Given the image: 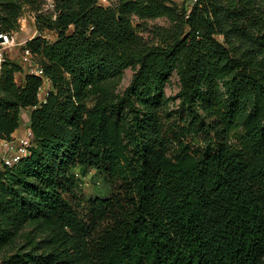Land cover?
I'll return each instance as SVG.
<instances>
[{
    "label": "trees",
    "instance_id": "1",
    "mask_svg": "<svg viewBox=\"0 0 264 264\" xmlns=\"http://www.w3.org/2000/svg\"><path fill=\"white\" fill-rule=\"evenodd\" d=\"M26 10L50 89L3 62L0 136L30 109L33 137L0 170V264H264V0H0V34ZM75 169L110 196L86 200Z\"/></svg>",
    "mask_w": 264,
    "mask_h": 264
},
{
    "label": "rangeland",
    "instance_id": "2",
    "mask_svg": "<svg viewBox=\"0 0 264 264\" xmlns=\"http://www.w3.org/2000/svg\"><path fill=\"white\" fill-rule=\"evenodd\" d=\"M119 0H109L112 4L117 3ZM171 4L177 5L179 8H190L194 3L193 0H169ZM20 28L17 31L12 32V35L15 38V44L8 48L6 51L7 58L12 62L21 65L23 68V73L26 72L25 66L21 61V50L22 44L24 42L29 41L30 39L37 37L40 33L36 30L35 27V13L26 10L23 16L19 20ZM135 26L138 25V22L134 23ZM169 22L165 18L157 19L154 21L147 22L143 29L141 30V34L147 38L152 39L153 28L156 26H168ZM50 41L53 42L56 38V34H49ZM134 74V70L128 68L124 71L123 79L118 87V93L122 94L128 85L131 82L132 76ZM22 80V76L19 74L17 76V81L20 83ZM50 84H46L41 94V98H44L46 92L49 90ZM180 90V81L176 71H173L169 77L168 84L166 85L165 93L167 97L170 99V109L176 110L179 104L178 92ZM29 118H30V110H23L21 117V125L25 128H29ZM75 174L80 182V193L85 197L86 200H91L95 198H106L111 194V185L105 179L104 175L101 173H97L94 169H90L86 172V174L81 173L79 169H75Z\"/></svg>",
    "mask_w": 264,
    "mask_h": 264
},
{
    "label": "built area",
    "instance_id": "3",
    "mask_svg": "<svg viewBox=\"0 0 264 264\" xmlns=\"http://www.w3.org/2000/svg\"><path fill=\"white\" fill-rule=\"evenodd\" d=\"M196 2L197 0H193ZM56 0H42V12L54 13ZM100 3L110 5L109 0H100ZM56 17V16H54ZM45 38H49L48 33H44ZM15 38L12 35L0 34V71L2 64L7 58L6 51L15 44ZM21 61L26 68V72L44 79V87L49 83L45 78L42 68L35 62L31 50L27 47L26 42L22 44ZM44 87L41 90L43 93ZM43 101L44 99L41 98ZM12 134L10 139L0 136V170L10 168L20 163L28 154L32 142V131L22 125Z\"/></svg>",
    "mask_w": 264,
    "mask_h": 264
},
{
    "label": "crops",
    "instance_id": "4",
    "mask_svg": "<svg viewBox=\"0 0 264 264\" xmlns=\"http://www.w3.org/2000/svg\"><path fill=\"white\" fill-rule=\"evenodd\" d=\"M48 85V84H47ZM50 89V88H49ZM46 91V90H45ZM47 93V92H46ZM44 98H45V96H44ZM43 98V99H44ZM28 110V109H27ZM30 110V109H29ZM30 113H31V110H30ZM22 117V116H21ZM29 120H30V118H29ZM29 124H30V121H29ZM14 134H16V132L14 133Z\"/></svg>",
    "mask_w": 264,
    "mask_h": 264
}]
</instances>
